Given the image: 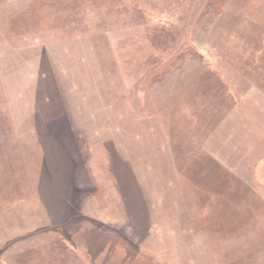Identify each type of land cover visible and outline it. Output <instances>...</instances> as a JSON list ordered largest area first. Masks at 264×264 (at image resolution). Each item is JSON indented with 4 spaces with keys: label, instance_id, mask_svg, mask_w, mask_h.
Segmentation results:
<instances>
[{
    "label": "rangeland",
    "instance_id": "obj_1",
    "mask_svg": "<svg viewBox=\"0 0 264 264\" xmlns=\"http://www.w3.org/2000/svg\"><path fill=\"white\" fill-rule=\"evenodd\" d=\"M0 264H264V0H0Z\"/></svg>",
    "mask_w": 264,
    "mask_h": 264
},
{
    "label": "crops",
    "instance_id": "obj_2",
    "mask_svg": "<svg viewBox=\"0 0 264 264\" xmlns=\"http://www.w3.org/2000/svg\"><path fill=\"white\" fill-rule=\"evenodd\" d=\"M43 152L45 153V150H43ZM98 172L100 171L98 170ZM105 173L107 175L111 174L112 178H115V181H118L117 168H115V170L111 169V173L110 172H105ZM84 174L85 173H75V174L66 173L65 176L57 178L58 182L55 179V182H53L52 184V190L45 193V195H44L45 188L43 189V184L40 186L39 185L40 182L38 183V186L36 187V192L39 196L42 197L43 203H44L43 206H45L46 210H49L50 212L49 215L51 216L50 218H51L52 224H51V228L48 231L45 230V232L47 233L43 234L44 231L42 232L37 231L31 234L29 238H33V239L39 238L41 239V241H44V240L52 241L53 240L56 243H58L59 238H60L59 230H58L59 227L63 225L71 226L72 222H75V226L71 229L69 227V230H67L68 232H66V234L69 236L70 239H73V241H75L77 236H81L84 232L83 240L82 238H80V241H82L85 245L89 246V244H92L91 241L93 240L102 241L101 234H104V233L102 232V229H100L99 226H97V224H99V222L103 223V221L105 220L102 219V221H100L98 218H96L98 222L92 221L90 218H93V216L82 212L83 207L85 205L84 198H86L87 196L89 197V195H91V192L89 191V192L79 193V200H76V201L72 197L78 191L76 190L77 188H79V190L87 189L85 186L86 185L85 182L82 181L84 178ZM112 182H114L113 179H112ZM48 194L51 195L50 199L49 197H47ZM86 207H90V209L93 210L91 204ZM48 233H52L51 236L47 235ZM53 234H56V236ZM48 236L51 237V240L48 239L49 238ZM29 238L28 239L23 238L21 241H19L20 249H18V251L20 254H23V252L25 251L21 249L22 244L25 242V240H29ZM70 239H69V242L71 243ZM30 243L32 245H35L37 242L30 240L28 245H30ZM12 246H13L12 247L13 249L15 245H12ZM53 255H57V253H53ZM95 255H98V254H95Z\"/></svg>",
    "mask_w": 264,
    "mask_h": 264
}]
</instances>
